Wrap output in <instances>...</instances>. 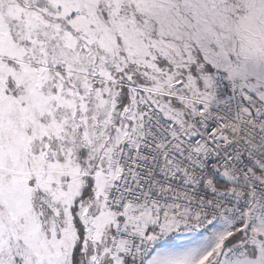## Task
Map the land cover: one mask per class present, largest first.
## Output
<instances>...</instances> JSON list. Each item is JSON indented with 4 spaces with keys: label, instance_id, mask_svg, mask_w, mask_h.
<instances>
[{
    "label": "snow or ice",
    "instance_id": "obj_1",
    "mask_svg": "<svg viewBox=\"0 0 264 264\" xmlns=\"http://www.w3.org/2000/svg\"><path fill=\"white\" fill-rule=\"evenodd\" d=\"M0 264H264V0H0Z\"/></svg>",
    "mask_w": 264,
    "mask_h": 264
}]
</instances>
